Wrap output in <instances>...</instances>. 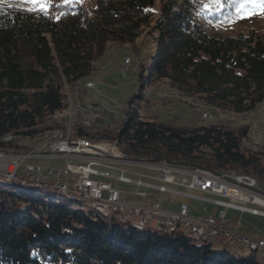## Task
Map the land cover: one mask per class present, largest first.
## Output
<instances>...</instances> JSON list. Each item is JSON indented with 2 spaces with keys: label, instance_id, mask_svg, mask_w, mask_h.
I'll use <instances>...</instances> for the list:
<instances>
[{
  "label": "trees",
  "instance_id": "trees-1",
  "mask_svg": "<svg viewBox=\"0 0 264 264\" xmlns=\"http://www.w3.org/2000/svg\"><path fill=\"white\" fill-rule=\"evenodd\" d=\"M88 1L50 3L47 14L17 0L0 6V153L29 151L17 142L49 129L46 120L64 106L63 86L89 77L110 46H128L140 59L142 37L153 52L143 57L140 91L165 87L232 116L263 105L264 117V37L219 32L237 19L240 0H221L210 11L201 10L209 0ZM97 136L114 141L128 161L248 175L264 185V156L243 150L245 128L174 127L135 110L116 135ZM5 181L0 264H263L255 251L216 249L181 231L136 230L85 202Z\"/></svg>",
  "mask_w": 264,
  "mask_h": 264
},
{
  "label": "rangeland",
  "instance_id": "rangeland-1",
  "mask_svg": "<svg viewBox=\"0 0 264 264\" xmlns=\"http://www.w3.org/2000/svg\"><path fill=\"white\" fill-rule=\"evenodd\" d=\"M70 1H74L81 5L90 4L88 0ZM56 2H65V0H50V3ZM262 10H264V7H262ZM219 32L224 35L255 32L264 37V15L257 14L249 17L237 18L234 22L219 28ZM136 45L141 48L143 52V56L140 55L139 57L140 59L135 58L128 46H110L106 49L103 57L94 64L93 73L89 77L74 86L64 85L62 88V93L64 95L63 109L55 116L46 120L43 129H49L44 130L37 139H22L17 142L19 145L31 149L25 153L38 152L40 148L45 147V145L51 141L50 144L65 142L69 145L75 144V146H86L88 148H98L103 151H113L115 155L124 158L114 141H99L95 139L98 138L97 133H102L104 131L110 132L112 136L116 135L118 130L126 122L128 115L138 110L143 117H151L159 123H166L174 127L225 125L230 129L245 128L247 129V138L242 144L243 150L250 154H260L264 156L263 105H258L251 113L242 116H232L226 113L215 112L211 108L202 106L199 103L181 98L178 94L169 91L165 87H147L140 91L139 71L141 67L145 66L146 61L143 57L153 52V46L150 40L143 37L137 41ZM127 58L130 59L129 65H125L124 63ZM123 69L127 70L125 74L121 71ZM158 92H166L169 97L166 99L155 96ZM139 96H141V99H138ZM203 115L211 116V119L205 120L202 118ZM79 131H82L83 134L88 135V137L93 140L89 138H79L77 136ZM14 140L15 139H11L7 141V143L13 142ZM61 161L64 163L39 162L38 164L45 169H49L51 166L54 167L52 169H63L66 165V161ZM26 162L21 164L19 173L23 172ZM135 165L153 166L154 164L135 162ZM166 166L174 167L169 165ZM118 169L126 171V176L131 179H137V175L142 173L150 178H144V181L153 184L156 183L154 181L156 170L154 169L120 165L117 167V174L113 172L114 175H118ZM214 174L218 175L216 173ZM218 176L224 177V175ZM230 176H246L249 179H253V177L250 178L251 176L249 177L248 175ZM2 181L5 180L0 177V183H2ZM117 189L122 192L128 191L130 193L134 191L131 185L125 186L119 184L117 185ZM256 190L258 193L264 195V185L258 184ZM36 191L43 190L38 189ZM145 191L149 198L154 195L151 193L152 191ZM164 199L168 206L174 204V199L172 197H165ZM185 204L188 205L187 207L190 214L193 213V211L197 214H201L204 211V204L201 202L186 200ZM207 209L209 212H212L211 207L207 206ZM213 247L216 249L221 248L216 244H213ZM224 250L232 251L227 247H225ZM262 250L264 249H259L256 252L257 259L260 262L262 261ZM241 252H243L241 254L248 253L247 251Z\"/></svg>",
  "mask_w": 264,
  "mask_h": 264
},
{
  "label": "built area",
  "instance_id": "built-area-1",
  "mask_svg": "<svg viewBox=\"0 0 264 264\" xmlns=\"http://www.w3.org/2000/svg\"><path fill=\"white\" fill-rule=\"evenodd\" d=\"M124 63L129 65L130 59H125ZM37 160H64L66 165L63 169H45L35 163ZM23 162L26 164L19 175ZM120 165L154 169L155 180L162 184L178 185L191 191L218 196L227 200L213 201L222 209L264 217V195L258 193L256 188L245 180L207 176L205 173L193 174V170L168 167L165 163H159V166H136L135 162L126 161L113 151L69 145L65 142L48 143L33 153L0 154V173L5 179L18 180L33 187L45 186L67 195L88 198L89 201L106 207L107 211L112 215H118L121 220H129L143 227L146 224H155L163 226L169 233L180 230L183 233H191L195 240L220 242L227 247H238L239 250L245 247L264 248V241L243 237L236 230L229 229L224 210L215 216L208 214L204 217L191 218L185 204H181L176 213H169L163 211L157 203L144 206L121 200L120 191L113 188L109 180L135 185L134 195L142 198L145 196L142 190L144 187L159 193H165L167 189L164 185L153 186L139 179L136 181L129 179L122 169H118V175L112 174Z\"/></svg>",
  "mask_w": 264,
  "mask_h": 264
},
{
  "label": "crops",
  "instance_id": "crops-1",
  "mask_svg": "<svg viewBox=\"0 0 264 264\" xmlns=\"http://www.w3.org/2000/svg\"><path fill=\"white\" fill-rule=\"evenodd\" d=\"M39 162L59 163L63 161L61 160H37L35 161L36 164H38ZM50 168H54V167L51 166ZM139 168L150 169V168H144V167H139ZM59 169H62V168H59ZM113 172H116L117 174L116 170L112 171V174H114ZM126 174L127 172L125 171V176ZM128 174H131V173H128ZM139 176L141 177L139 178ZM126 177L131 179L128 176ZM137 177H138L137 179H132V180L136 181L139 179L141 182L145 184L153 185V186L164 185V187L167 189V192L159 193L156 190L144 187L142 190L145 194V197L144 199H142L134 195L136 186L130 184L131 186H133L134 191L132 193L128 191H123V192L120 191L121 200H125L129 203H139V204H144V205L158 203L162 210L171 212V213H176L179 210V206L181 204H185L186 200L198 201L204 204L203 206L204 211L201 214H197L195 211H193V213L190 214L189 209H188V216L192 218L204 217L208 214L216 215L219 211L223 209L220 206L215 205L213 201L227 202L226 199H223L221 197L214 196L211 194L202 193L198 191H191L186 188L179 187L178 185L162 184L158 182L157 180H155V178H154V181L156 182L155 184L150 183L148 181H144L143 180L144 178H147V179H150V178H148V176L142 173L137 175ZM108 182H110L112 187L115 188L116 190H118L117 185L119 184L128 186L127 184L118 183L115 180H109ZM145 190L152 191L151 193H153L154 195H152V197L149 198L148 195H146L147 193ZM165 197H172L174 199V204L168 206L166 200L164 199ZM207 206L211 207L212 212L208 211ZM224 211H225V215L227 219V225L230 229H236L239 234L249 237V238L264 240V218L263 217L254 216L248 213H241L239 211H235L231 209H224ZM261 262L264 264V250H262V261Z\"/></svg>",
  "mask_w": 264,
  "mask_h": 264
},
{
  "label": "bare ground",
  "instance_id": "bare-ground-1",
  "mask_svg": "<svg viewBox=\"0 0 264 264\" xmlns=\"http://www.w3.org/2000/svg\"><path fill=\"white\" fill-rule=\"evenodd\" d=\"M125 72L126 71H122L123 74H125ZM155 96H158L160 98H166V99L169 97L168 93H166V92L165 93L158 92V94H156ZM210 117L207 116V115H203L202 118L205 119V120L206 119L209 120ZM11 139H13L11 136H7V137H5L4 141L7 142V141H10ZM52 142H54V141H52ZM50 143H51V141H50ZM153 166H159V165H153ZM186 170H188V169H186ZM204 173L207 176H218V175H215L214 173L209 172V171L200 170V169H193V174H204ZM224 177L229 178V179H240V180L248 181L250 185H252L253 187H255L257 189V183L255 182V180L249 179L246 176L243 177V176H230V175H226L225 176L224 175ZM4 180H6L7 182H10V183H12V184H14L16 186H20V187H24V188H30V189H37V188L45 189V191H50V192H53V193L62 194L64 196H68V197H70L72 199H75L77 201L85 202L88 205H90V207H92L93 210L97 211L98 213L102 214L103 216H114L116 218V220L119 221L120 223H124V224L125 223H129L136 230H143V229H146V228H151V229H154V230L159 231V232L160 231L168 232L166 229L163 228V226H158V225H155V224H146V226L143 227L141 224L133 223V222H131L129 220H121V218H119L118 215H112L109 211H107V208L106 207H104L102 205H99L97 202L89 201L88 198H83V197H80V196L67 195L66 193H64L62 191H55V190H53V189H51L49 187H45V186H34V187L33 186H28L25 183H20V181H18V180H10V179H5V178H4ZM185 234H187L189 237L194 238L191 233H185ZM214 243L219 244V245H224V244H222L220 242H214ZM229 248L232 249V250H234V251H257L258 249H261L262 247H245V248H242L241 250H239L238 247H229Z\"/></svg>",
  "mask_w": 264,
  "mask_h": 264
},
{
  "label": "snow or ice",
  "instance_id": "snow-or-ice-1",
  "mask_svg": "<svg viewBox=\"0 0 264 264\" xmlns=\"http://www.w3.org/2000/svg\"><path fill=\"white\" fill-rule=\"evenodd\" d=\"M65 2H70V0H65ZM17 3L21 5H30L25 9L30 13L38 11L47 14L50 8V0H17ZM4 4H9L10 7L12 6L10 0H0V6ZM213 5L220 7L221 0H209L208 3H202L201 10L210 11ZM262 7H264V0H240L239 6L236 9V18H244L257 14L264 15Z\"/></svg>",
  "mask_w": 264,
  "mask_h": 264
},
{
  "label": "water",
  "instance_id": "water-1",
  "mask_svg": "<svg viewBox=\"0 0 264 264\" xmlns=\"http://www.w3.org/2000/svg\"><path fill=\"white\" fill-rule=\"evenodd\" d=\"M31 150V149H30ZM27 152V151H26ZM23 153H25V152H23ZM0 154H5V153H0ZM11 154H14V153H11ZM21 154V153H20ZM128 161V160H127ZM140 162H142V163H146V164H152V163H147V162H143V161H140ZM183 167H191V166H183ZM193 168H197V167H193ZM199 169H201V168H199ZM205 170V169H204ZM209 171V170H208ZM212 172V171H211ZM215 173V172H214ZM18 174L19 175H21L22 173H19L18 172ZM217 174V173H216ZM218 175H220V174H218ZM223 175V174H222ZM234 175H237V174H234ZM0 177H1V179H3L4 178V176L0 173ZM254 179V178H253ZM255 180V179H254ZM256 181V180H255ZM257 182V181H256ZM257 185H258V183H257ZM37 189H40V188H37ZM41 190H45V189H41ZM65 197H67V198H69L68 196H65ZM138 197V196H137ZM145 197V196H144ZM144 197L142 198V197H139V198H142V199H144ZM125 201V200H124ZM125 202H127V201H125ZM129 203V202H128ZM135 204H139V203H135ZM152 204H154V203H152ZM158 204V203H157ZM140 205H144V204H140ZM151 205V204H150ZM159 205V204H158ZM144 206H147V205H144ZM160 207V206H159ZM249 207H251V208H256V207H253V206H249ZM224 210V209H223ZM164 211V210H163ZM167 212V211H166ZM220 212V211H219ZM225 212V211H224ZM169 213H171V212H169ZM218 214V213H217ZM216 214V215H217ZM249 214V213H248ZM212 215V214H211ZM213 216H215V215H213ZM226 216V215H225ZM113 218V217H112ZM192 218V217H191ZM198 218V217H197ZM264 218V217H263ZM115 219V218H114ZM116 220V219H115ZM227 220V219H226ZM117 221V220H116ZM226 224H227V221H226ZM128 226H130V225H128ZM228 226V225H227ZM229 228V227H228ZM230 229V228H229ZM234 230H236V229H234ZM178 231H180V230H178ZM178 231H176V232H178ZM163 232V231H162ZM182 232V231H181ZM236 232H237V230H236ZM166 233H169V232H166ZM171 233V232H170ZM183 233V232H182ZM238 233V232H237ZM239 234V233H238ZM239 235H241V234H239ZM241 236H243V235H241ZM243 237H246V236H243ZM246 238H249V237H246ZM250 239H253V238H250ZM200 240V239H199ZM254 240H258V239H254ZM195 241H197V240H195ZM259 241H264V240H259ZM210 242H212V241H210ZM213 244H216V243H214V242H212ZM216 245H218V247H221V248H225V247H227V246H224V245H219V244H216ZM227 248H229V247H227ZM261 249H264V248H261ZM232 250V249H231ZM259 250V249H258ZM257 250V251H258ZM233 251V250H232ZM257 251H255V252H257Z\"/></svg>",
  "mask_w": 264,
  "mask_h": 264
}]
</instances>
